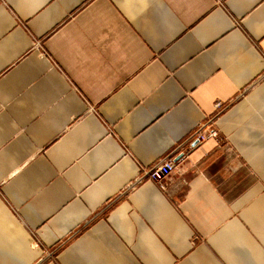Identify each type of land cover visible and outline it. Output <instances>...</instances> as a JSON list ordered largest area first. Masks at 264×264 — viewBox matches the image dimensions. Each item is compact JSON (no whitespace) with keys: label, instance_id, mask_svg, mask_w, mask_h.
<instances>
[{"label":"crops","instance_id":"1","mask_svg":"<svg viewBox=\"0 0 264 264\" xmlns=\"http://www.w3.org/2000/svg\"><path fill=\"white\" fill-rule=\"evenodd\" d=\"M0 264H264V0H0Z\"/></svg>","mask_w":264,"mask_h":264},{"label":"built area","instance_id":"2","mask_svg":"<svg viewBox=\"0 0 264 264\" xmlns=\"http://www.w3.org/2000/svg\"><path fill=\"white\" fill-rule=\"evenodd\" d=\"M203 127H199L195 142H200L206 137H217L218 133L215 129L203 130ZM178 163L174 157H165L152 165L148 169L142 170V176L146 177L149 181L155 184L161 185L165 179H168L172 173L177 169ZM143 178H138V181Z\"/></svg>","mask_w":264,"mask_h":264}]
</instances>
